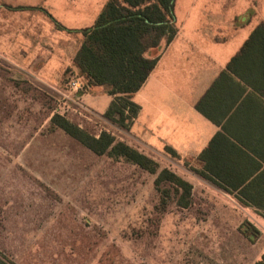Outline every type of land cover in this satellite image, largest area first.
Here are the masks:
<instances>
[{
    "label": "rangeland",
    "instance_id": "obj_1",
    "mask_svg": "<svg viewBox=\"0 0 264 264\" xmlns=\"http://www.w3.org/2000/svg\"><path fill=\"white\" fill-rule=\"evenodd\" d=\"M71 3L0 0V23L74 20ZM173 10L179 37L174 49L186 60L195 53L186 49L188 41L200 34L202 25L226 24L222 35L228 50L236 53L264 23V0H175ZM29 50L30 62L36 50ZM175 67L170 51L149 85L134 97L144 111L129 129L104 117L108 95L84 102L79 96L88 109L81 115L60 108L61 93L41 96L40 90L22 85L15 89L0 79L2 255L17 264H255L261 259L263 213L202 178L195 171L196 160L165 150L171 145ZM178 67L187 71L185 65ZM67 73L66 82L77 74L72 69ZM58 112L97 138L106 132L115 143L147 155L157 172L120 155L94 153L52 124ZM166 168L192 187L182 186L178 192L162 183L160 188L169 191L162 193L156 180ZM246 222L259 231L255 241L240 231Z\"/></svg>",
    "mask_w": 264,
    "mask_h": 264
},
{
    "label": "trees",
    "instance_id": "obj_2",
    "mask_svg": "<svg viewBox=\"0 0 264 264\" xmlns=\"http://www.w3.org/2000/svg\"><path fill=\"white\" fill-rule=\"evenodd\" d=\"M174 1L110 0L94 26L83 30L85 39L72 66L83 81V91L104 88L113 96L104 117L124 129L132 126L140 112L133 94L145 84L162 51L177 35ZM253 94L264 95V23L254 28L197 104V109L221 125L227 117L229 120L240 111ZM51 122L98 155H120L157 172L151 158L124 142L115 143V138L106 132L97 138L58 114ZM165 150L173 157H180L171 146H166ZM198 160L204 166L195 168L196 173L264 215V168L259 163L256 166L250 153L219 132ZM162 183H170L178 192L182 186L192 187L167 168L158 174L156 185L162 193H168L160 188ZM162 204L167 206L164 197ZM240 231L251 241H255L259 233L249 222L244 223ZM0 264L17 263L0 253ZM255 264H264V255Z\"/></svg>",
    "mask_w": 264,
    "mask_h": 264
},
{
    "label": "crops",
    "instance_id": "obj_3",
    "mask_svg": "<svg viewBox=\"0 0 264 264\" xmlns=\"http://www.w3.org/2000/svg\"><path fill=\"white\" fill-rule=\"evenodd\" d=\"M109 1L71 0L74 20H3L1 27L8 29L3 33L0 28V79L15 89L22 85L51 96L61 93L66 88L67 71H75L72 62L85 39L83 30L94 26ZM2 8L7 11L6 6ZM209 25L207 28L202 25L198 29L200 34L188 41L186 49L192 48L195 53L187 60L182 58L179 48L174 49L179 39L177 32L161 53L145 84L133 94L132 99L149 85L171 51V65L177 67L171 69V145L166 146L174 148L181 158L196 160L198 168H202L204 163L198 157L221 132L250 153L256 166L259 163L264 168V95L258 97L253 94L241 108L242 112H236L229 120L227 117L221 125L197 109V104L254 30L238 51L232 53L222 35L226 24ZM226 27L227 30L231 29V23ZM30 48L35 49L36 53L29 62ZM180 64L185 65L187 71L179 69ZM98 95H108L113 100V96L107 94L104 88L78 93L83 102ZM138 105L140 116L144 107Z\"/></svg>",
    "mask_w": 264,
    "mask_h": 264
},
{
    "label": "built area",
    "instance_id": "obj_4",
    "mask_svg": "<svg viewBox=\"0 0 264 264\" xmlns=\"http://www.w3.org/2000/svg\"><path fill=\"white\" fill-rule=\"evenodd\" d=\"M84 90V84L78 74H71L68 78L66 88L61 92L59 100L60 108L68 112L70 110L83 115L88 110L81 102L78 101V93ZM58 115L64 116L65 112H58Z\"/></svg>",
    "mask_w": 264,
    "mask_h": 264
}]
</instances>
